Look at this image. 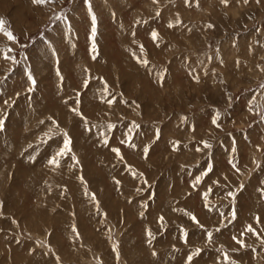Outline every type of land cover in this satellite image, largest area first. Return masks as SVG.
Here are the masks:
<instances>
[{"label":"rangeland","instance_id":"374dc122","mask_svg":"<svg viewBox=\"0 0 264 264\" xmlns=\"http://www.w3.org/2000/svg\"><path fill=\"white\" fill-rule=\"evenodd\" d=\"M0 18V264H264V0Z\"/></svg>","mask_w":264,"mask_h":264},{"label":"snow or ice","instance_id":"6c2138e0","mask_svg":"<svg viewBox=\"0 0 264 264\" xmlns=\"http://www.w3.org/2000/svg\"><path fill=\"white\" fill-rule=\"evenodd\" d=\"M36 3H41L44 2V0H35ZM94 19V18H93ZM95 30L93 29V32ZM0 32H4V34L10 39V40H14L15 37L13 36V34L10 31H6V26H5V22L2 18H0ZM153 37L155 38V34H153ZM8 58V57H6ZM33 83H35V81L33 80ZM213 123H215V121H213ZM3 126V122L0 121V128H2ZM206 147H210V145H207V143H205ZM114 151H119L118 149H115ZM52 163H56L55 159H53ZM249 231H252L251 228H249Z\"/></svg>","mask_w":264,"mask_h":264}]
</instances>
